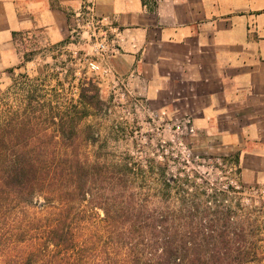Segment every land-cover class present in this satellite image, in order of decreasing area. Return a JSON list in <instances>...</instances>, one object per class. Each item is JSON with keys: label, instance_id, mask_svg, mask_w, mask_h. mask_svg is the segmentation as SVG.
Segmentation results:
<instances>
[{"label": "trees", "instance_id": "trees-1", "mask_svg": "<svg viewBox=\"0 0 264 264\" xmlns=\"http://www.w3.org/2000/svg\"><path fill=\"white\" fill-rule=\"evenodd\" d=\"M21 91L0 112V264H264V224L202 214L212 196L164 167L77 152L78 121L102 105L91 79L74 113L35 82Z\"/></svg>", "mask_w": 264, "mask_h": 264}, {"label": "rangeland", "instance_id": "rangeland-1", "mask_svg": "<svg viewBox=\"0 0 264 264\" xmlns=\"http://www.w3.org/2000/svg\"><path fill=\"white\" fill-rule=\"evenodd\" d=\"M143 2L154 9L157 0ZM98 7L95 0L96 18L106 22L98 23L101 32L95 33L104 39L103 53L95 50V40H89L93 28L71 33L80 8L72 14L69 34L59 42H51L41 29L14 38L12 63L0 66V112L16 111L21 85L35 82L55 108L67 107L74 113L79 81L91 79L102 105L78 121V153L108 161L130 155L143 168L164 167L169 177L181 179L184 188L191 191L196 185L212 196L200 198L202 214L231 216L244 221L246 230L264 224V185L245 179L239 151L226 136L229 124L213 122L206 91L177 78L172 83L163 69L133 72L131 64L121 59L124 51L117 44L114 17ZM51 127L42 126L48 133Z\"/></svg>", "mask_w": 264, "mask_h": 264}, {"label": "crops", "instance_id": "crops-1", "mask_svg": "<svg viewBox=\"0 0 264 264\" xmlns=\"http://www.w3.org/2000/svg\"><path fill=\"white\" fill-rule=\"evenodd\" d=\"M80 4L0 0V66L12 63L20 34L41 29L51 42L66 38ZM98 4L114 17L121 59L133 72L163 69L172 83L206 91L213 122L229 124L245 179L264 185V0H157L154 9L141 0Z\"/></svg>", "mask_w": 264, "mask_h": 264}, {"label": "built area", "instance_id": "built-area-1", "mask_svg": "<svg viewBox=\"0 0 264 264\" xmlns=\"http://www.w3.org/2000/svg\"><path fill=\"white\" fill-rule=\"evenodd\" d=\"M96 16L97 15L95 12V0H82V5L80 9L78 10V12L74 14L75 26L74 29L71 30V33L77 35L78 31H83L84 28L85 29L93 28V30L89 35L92 38L89 37V40L92 39L95 40L96 42L94 44L95 50L99 53H103L106 51V45L104 44V39L101 38L98 39L97 34L101 32L100 31L101 29L98 27V25L105 22V20L102 19L99 21L97 20Z\"/></svg>", "mask_w": 264, "mask_h": 264}]
</instances>
